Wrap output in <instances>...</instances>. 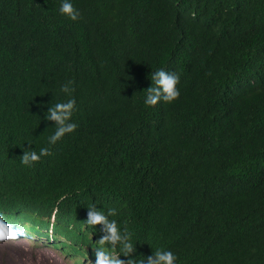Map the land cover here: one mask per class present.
I'll use <instances>...</instances> for the list:
<instances>
[{"label":"trees","instance_id":"1","mask_svg":"<svg viewBox=\"0 0 264 264\" xmlns=\"http://www.w3.org/2000/svg\"><path fill=\"white\" fill-rule=\"evenodd\" d=\"M62 2L0 0L1 206L46 227L68 192L54 228L75 240L95 207L122 237L105 246L146 263L264 264V0H71L76 21ZM161 69L181 94L149 106ZM73 98L78 127L52 145Z\"/></svg>","mask_w":264,"mask_h":264},{"label":"clouds","instance_id":"2","mask_svg":"<svg viewBox=\"0 0 264 264\" xmlns=\"http://www.w3.org/2000/svg\"><path fill=\"white\" fill-rule=\"evenodd\" d=\"M60 12L73 21L81 17L80 11L74 7L71 0H63ZM151 79L153 86L146 89L145 103L147 105L156 106L161 101L172 103L179 99L181 94L178 88L180 77L177 74L161 69L156 71ZM62 91L70 93L74 89L65 85L62 87ZM75 111L76 100L74 98L67 102L57 103L51 109L48 119L55 121L57 127L54 134L49 137L50 144H56L66 134L76 130L78 125L72 122ZM48 155L51 153L47 148H42L39 153L35 150H24L20 154V160L25 166L31 167L34 163L39 162L41 157ZM68 195V192L60 194L52 206L50 214L41 217L47 222L46 227H41L39 223L33 224L28 220L20 219L0 204V242L18 238L30 239L35 237L38 239L44 237L46 242L60 249L61 258L68 260L70 264H176L178 258L171 251L158 250L155 258H148V263H146L144 254L139 257L136 253L130 254L132 251V244L130 243L123 244V251L105 246L106 244L116 245L122 240V237L116 222L109 221L108 217L95 207H88L80 213L84 223L79 233L84 235L83 239L75 240L59 222H57L55 230L54 225L59 204ZM98 225H104V231L107 233L99 240ZM67 227L71 228V224H68ZM65 262L68 264L67 261Z\"/></svg>","mask_w":264,"mask_h":264},{"label":"rangeland","instance_id":"3","mask_svg":"<svg viewBox=\"0 0 264 264\" xmlns=\"http://www.w3.org/2000/svg\"><path fill=\"white\" fill-rule=\"evenodd\" d=\"M57 260H54V259ZM60 249L44 237L0 242V264H66Z\"/></svg>","mask_w":264,"mask_h":264}]
</instances>
